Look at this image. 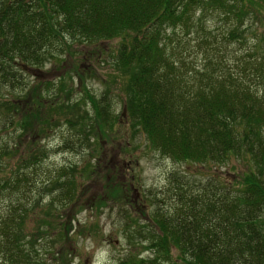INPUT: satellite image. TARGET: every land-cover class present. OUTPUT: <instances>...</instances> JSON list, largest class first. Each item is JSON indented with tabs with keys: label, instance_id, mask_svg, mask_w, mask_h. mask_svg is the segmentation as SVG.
<instances>
[{
	"label": "trees",
	"instance_id": "1",
	"mask_svg": "<svg viewBox=\"0 0 264 264\" xmlns=\"http://www.w3.org/2000/svg\"><path fill=\"white\" fill-rule=\"evenodd\" d=\"M206 14L223 23L219 35L202 26ZM179 26L201 35V68L185 59L186 40L177 39L179 52L170 44L166 29ZM104 41L117 44L111 63L119 114L107 88L96 95L83 86L84 95L70 99L73 89L62 80L55 90L25 79L63 63L76 42ZM263 41L264 0H0L1 261L44 264L42 250L53 258L64 253L72 230L66 212L78 207L88 182L99 187L95 209L119 207L130 247L149 252L116 264H264ZM56 92L70 94L64 101ZM122 117L131 137L142 134L160 156L204 171L201 178L170 173L162 198L152 196L136 218L124 208L132 182L119 181L101 157ZM58 124L74 136L62 149L88 160L41 169L52 148L40 142ZM233 160L243 169L232 165L235 180L226 183L217 169Z\"/></svg>",
	"mask_w": 264,
	"mask_h": 264
},
{
	"label": "rangeland",
	"instance_id": "2",
	"mask_svg": "<svg viewBox=\"0 0 264 264\" xmlns=\"http://www.w3.org/2000/svg\"><path fill=\"white\" fill-rule=\"evenodd\" d=\"M197 15L195 16V18ZM198 22H195V24ZM199 24V23H198ZM202 26L213 31L216 35L220 34L223 23L218 16L206 14L202 20ZM182 28V29H180ZM194 29L191 28L190 30ZM185 29L181 26L174 30L166 29V35L170 36V44L175 49L179 50L177 39L186 40L185 59L196 68H201L203 60L206 57V51L202 45H198L201 35L191 33L185 35ZM264 45V41H263ZM117 50L116 41H104L97 46H85L79 43H74L68 49L67 54L62 56L64 62H51L46 64L39 70H32L25 75V79L32 83H52L55 90L58 89L60 80L64 81L66 86H71L73 91L70 92V99H78L84 95L83 86L92 94L98 95L107 88L111 95V103L113 104L115 114L121 113L122 97L118 90L120 83L115 82L116 78L113 74L111 59ZM179 52V51H178ZM78 73V74H77ZM80 77V78H79ZM82 81V83H80ZM53 95L55 93L51 92ZM69 93V94H70ZM67 93L56 92V95L61 100L66 101ZM72 101V100H71ZM62 118V117H61ZM121 125L117 127L119 133L116 135V141L102 145V163L108 166L119 181L132 182L130 183V191L127 190L126 202L131 200L130 207H124L127 213H131L132 217H141L142 211L149 210L152 196L157 194L158 198H162L168 187V177L172 172H180L189 175H194L198 178L203 177V172L195 166H187L184 163L177 164L168 158L160 156L157 152L148 147V144L142 134H137L131 137L132 132L129 123L123 117ZM44 141L40 142V146L48 149L52 148L50 155L44 158L42 168L44 170H53L57 166H68L71 164H80L84 158L80 152H74L69 149H62L64 140L68 146L73 145V132L68 130L65 125L58 124L53 132ZM37 138V136H35ZM31 137L20 143L17 152H23L30 144ZM15 145V144H14ZM11 145L16 152V145ZM67 146V147H68ZM124 150V151H123ZM26 153V151H25ZM22 156H25L26 154ZM16 157L10 164L15 167ZM94 160H92L93 162ZM235 165L238 171L243 169L242 165L235 160L225 167L221 166L217 169V175L223 181L234 182L235 175H232L231 166ZM82 168H80V171ZM228 183V182H226ZM85 186L80 188L78 193V207L74 210H67L68 219L71 220V231H69L67 241H63L61 247V255H48L43 250L41 254L46 255L43 258L44 264H116L118 260H124L131 253H134L137 258L149 255V252H139L140 247H130L126 232L125 220L119 214V207L113 206L102 207L101 210H96L93 206L94 196L98 194V184L84 183ZM170 197H172L170 195ZM48 199V198H46ZM93 200V201H92ZM169 200V199H168ZM46 201L41 202L46 203ZM160 203V202H158ZM157 203V204H158ZM138 210V211H137ZM154 208H150V212ZM66 216V217H67ZM146 221L145 223H149ZM33 227L30 222L27 225ZM60 247L56 245L55 250ZM0 264L3 263L0 259Z\"/></svg>",
	"mask_w": 264,
	"mask_h": 264
}]
</instances>
